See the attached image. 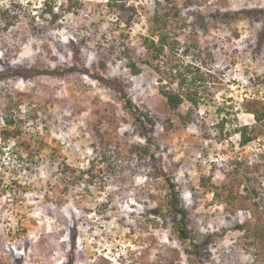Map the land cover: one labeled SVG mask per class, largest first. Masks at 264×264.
Instances as JSON below:
<instances>
[{"label":"rangeland","instance_id":"1","mask_svg":"<svg viewBox=\"0 0 264 264\" xmlns=\"http://www.w3.org/2000/svg\"><path fill=\"white\" fill-rule=\"evenodd\" d=\"M82 1L77 16L62 13L65 6L58 12L64 17L60 26L37 33L31 25L44 26L39 19L43 0H0V6L20 2L30 15L11 32L0 33V71L71 66L68 44L75 41L91 73L119 78L140 109L150 111L156 145L140 156L149 145L134 118L117 96L88 75L1 80L0 131L5 126L3 109L10 101L18 104L13 113L23 119L30 115L23 131L26 139L33 137L40 155L31 165L38 171L30 172L26 166L20 168L12 153L16 140L4 144L0 139L6 147L0 157V264H68L70 257L75 264H197L190 242L181 241L172 223L153 214L166 195L167 183L151 174V155L176 183L199 240L212 235L203 249L206 264L264 260V244L247 247L245 233L236 230L250 219L254 203L264 216V128L247 110L254 108V101L264 102V18L230 16L264 9V0L173 2L181 12L182 48L198 46L202 60L212 55L209 64L219 79L209 84L211 101L195 111L199 116L189 123H183L160 95L157 76L149 67L142 66L140 75L127 67L120 46L125 22L121 29L116 24L123 12L108 6L107 0ZM152 1L121 0L126 9L138 10L129 43L139 54L145 53L141 37L149 34ZM61 2L67 0H59V8ZM244 125L253 137L247 145L241 144ZM102 140L112 149L119 147L123 169L106 190L93 185L89 192L84 187L65 192L64 184L53 176L58 165L87 167L94 145ZM108 195L117 209L109 213L110 221L97 214L98 204Z\"/></svg>","mask_w":264,"mask_h":264},{"label":"trees","instance_id":"2","mask_svg":"<svg viewBox=\"0 0 264 264\" xmlns=\"http://www.w3.org/2000/svg\"><path fill=\"white\" fill-rule=\"evenodd\" d=\"M108 6L116 8L123 12L117 16L116 24L121 29L123 21L125 22V30L121 29L120 42L121 54L126 60L127 67L134 75L142 73V66L149 67L157 76L158 91L160 95L166 99L168 106L179 116L183 123L192 122L194 117H198V113L202 105H206L212 99V93L209 91V84L216 83L217 76L212 71L214 69L212 55L208 61L202 60V51L198 46L187 45L181 46L178 29H180L181 12L173 4L175 0H153V14L148 18L147 36H142L141 46L145 53L139 54L136 48L130 42V34L132 32V24L136 19H139L138 10L135 7L129 9L122 5L121 0H107ZM59 0H43L41 15L39 19L44 22L43 27H36L35 23L31 26L34 31L41 33L49 26L58 27L62 21L61 15L58 13L61 8L67 6L66 11L62 13L78 15L82 10V0H67L61 2L58 7ZM67 4V5H66ZM63 6V7H62ZM133 11V14L128 15L127 12ZM125 15L123 16L122 14ZM30 15L25 7L20 2H11L7 6H0V33H9L17 26L23 18H28ZM219 17V15H213ZM232 18H264V9L238 11ZM129 31L128 33L126 32ZM261 37V36H260ZM263 38H260L262 43ZM68 48L72 53V65L67 67H56L53 69H43L38 67H10L5 71H0V81L11 77H20L26 80L37 76L63 77L68 74L88 75L95 79L100 85L110 90L124 104V109L132 115L134 123L140 128L142 136L145 138L148 148H142L140 156L148 155L149 147L156 145L152 137V130L155 125V120L150 111L142 110L135 103L131 95L128 93L127 85L119 78H105L99 73H91L84 57L81 47L75 41L68 44ZM191 55V56H190ZM187 58V59H186ZM189 58V59H188ZM198 62H201L199 65ZM205 68H207L206 71ZM8 102L4 110V127L0 131V139L5 144L16 140L15 149L12 151L15 159L19 161L23 168L26 166L28 171H38V168L31 165L37 164L35 157L40 155L39 147L34 145L33 137L25 138L23 131L25 124L29 122L30 115H26L23 119L20 115H14V108L18 104ZM21 103V102H20ZM19 103V104H20ZM189 103V110L183 112L182 107ZM254 108L248 107L250 114L254 116L255 122L259 127L264 128V102L254 101ZM224 108V107H223ZM219 113L223 109L218 107ZM36 119V117H33ZM226 120L222 119L220 128H224ZM249 126L241 127L242 145H247L253 140L249 134ZM39 141V140H37ZM42 145L45 143H41ZM4 145L0 144V157L5 154ZM27 155V156H26ZM58 155L52 156L51 160H57ZM141 157V158H142ZM121 158H124L119 147L112 149L107 141L102 140L100 144L94 145V156L90 160L87 167H74L66 162L60 163L56 168L53 176L59 178L64 184L65 192L71 189L84 187L86 191H90L93 185L99 186L100 189L106 190L120 169H123ZM152 159V175L154 178L164 177L167 183V192L162 203L153 211L157 218L162 219L165 223H172L178 238L183 242H190L192 246V255L195 256L197 264H206L203 259V249L207 247L209 242H212V235H204L199 240L198 235L191 227L190 213L183 205L181 196L178 192L177 185L173 179L167 177L166 173L159 166L157 159L151 155ZM55 166V165H54ZM84 189V190H85ZM244 201V200H243ZM113 198L108 195L106 201L98 204L97 214L106 221H110V212L117 209L111 207ZM243 208V205H241ZM252 214L250 219L244 223L236 225V230L245 233L247 239L246 246L252 247L256 243L264 244V216L260 212V206L254 203L252 206ZM77 244V235L72 238L71 245L75 248ZM189 252V251H188ZM256 264H264V260H256ZM68 264H75L73 257H70Z\"/></svg>","mask_w":264,"mask_h":264}]
</instances>
